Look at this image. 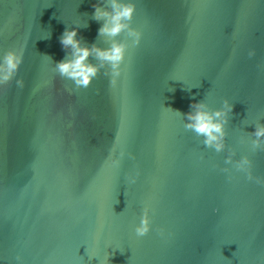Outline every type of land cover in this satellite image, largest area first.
<instances>
[{
	"label": "water",
	"instance_id": "95a60500",
	"mask_svg": "<svg viewBox=\"0 0 264 264\" xmlns=\"http://www.w3.org/2000/svg\"><path fill=\"white\" fill-rule=\"evenodd\" d=\"M133 2L141 43L115 38L130 45L125 75L112 86L102 69L76 89L44 56L65 58L59 38L73 22H87L82 43L107 48L91 19L107 0H0V54L23 49L25 81L0 87V264H264V186L225 164L232 149L264 177L250 143L264 124V0ZM224 99L233 111L216 153L172 110ZM145 203L153 231L141 238Z\"/></svg>",
	"mask_w": 264,
	"mask_h": 264
},
{
	"label": "clouds",
	"instance_id": "9594fccd",
	"mask_svg": "<svg viewBox=\"0 0 264 264\" xmlns=\"http://www.w3.org/2000/svg\"><path fill=\"white\" fill-rule=\"evenodd\" d=\"M107 4V8L93 4L94 11L91 15V19L98 22L103 21L97 30V35L110 38L111 43L107 48H100L95 44L89 47L82 43L77 38L79 28L87 27V22L83 24L73 22L75 26L67 25L59 38L62 48L66 51L65 58L53 62L51 57L44 56L47 62L52 65V71L65 80H71L76 89L87 88L101 74L102 69L104 70L103 75L109 79L110 85L115 86L118 79L125 75V62L130 48L128 42L119 41L115 38L122 33L126 34L131 40L132 47L139 46L143 38V32L133 26L136 14V5L133 0H107ZM255 55V49L248 50L247 56L250 59ZM90 57L94 58L97 63H91ZM23 62V49L7 50L0 54V87L7 86L14 78L17 88L23 89L25 87V81L17 77ZM190 109L191 111L183 114L179 111H172L182 117L185 130L195 133L197 137H203L202 143L205 148L212 149L216 153L223 152L226 148L225 139L228 135L226 126L233 111V104L228 99H224L220 108L212 109L202 100L191 103ZM251 136L255 137L250 141L251 151H264V124L257 123ZM127 155L130 159H135L131 153ZM124 156L125 153L121 152L120 158L112 159V166L119 168ZM233 156H235V152L229 149L225 159L226 165H231V169L243 173L248 181L264 186V177L253 175L252 161L247 155L241 156L237 161H233ZM231 169L229 167L220 169L221 172L228 174V180L232 179ZM138 177V171L125 174V180L128 184H135ZM151 212L150 205L145 203L139 223L134 227L136 237H145L153 231ZM155 232L162 239L170 235L166 233L163 227H157ZM15 260L16 264H23L21 256L17 255ZM99 264H108V256L106 260H99Z\"/></svg>",
	"mask_w": 264,
	"mask_h": 264
}]
</instances>
